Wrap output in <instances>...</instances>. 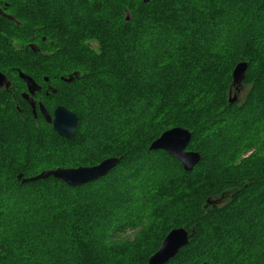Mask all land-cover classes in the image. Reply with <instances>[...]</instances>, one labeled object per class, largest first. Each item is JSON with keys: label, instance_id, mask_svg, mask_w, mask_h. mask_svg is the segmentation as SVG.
I'll return each mask as SVG.
<instances>
[{"label": "trees", "instance_id": "1", "mask_svg": "<svg viewBox=\"0 0 264 264\" xmlns=\"http://www.w3.org/2000/svg\"><path fill=\"white\" fill-rule=\"evenodd\" d=\"M7 1L0 70L17 90L0 89V264L146 263L177 227L189 242L166 264H264V0ZM32 36L54 51L15 47ZM240 61L250 87L230 102ZM14 69L47 89L34 98L49 113L77 114L74 138L33 116ZM176 126L201 155L191 170L148 148ZM107 157L118 163L81 185L22 182Z\"/></svg>", "mask_w": 264, "mask_h": 264}, {"label": "water", "instance_id": "2", "mask_svg": "<svg viewBox=\"0 0 264 264\" xmlns=\"http://www.w3.org/2000/svg\"><path fill=\"white\" fill-rule=\"evenodd\" d=\"M148 2L149 0H142ZM128 19V18H127ZM248 69V63L240 61L236 63L232 70V85L235 91L239 90V84L244 80ZM18 76L25 82L28 91L22 92V97L28 100L29 94L40 89V86L36 81L26 73L19 70ZM5 75L0 71V86L4 84ZM64 81H72L73 75L63 78ZM47 78H45V81ZM7 87L9 84H6ZM237 93H234L230 102H234L237 99ZM33 116H36V104L30 102ZM40 114L45 121L51 124L52 129L61 137L65 139H72L75 137L76 128L78 123V116L76 113L70 111L63 105H57L51 113L48 112L42 102L38 103ZM191 131L184 127H172L164 130L156 139H154L149 149L156 150L161 149L168 154L175 157L180 161L185 170H191L201 158V155L197 151L188 150V144L191 140ZM118 163L117 157H107L99 163L92 166H78L73 167H57L54 169L42 170L40 173L22 178V182H29L38 179H45L49 176L62 180L68 185L76 186L83 183L95 180L105 175L110 169H112ZM21 175H18L20 178ZM189 232L184 227H177L171 229L162 240L159 248L152 253L146 263L140 264H166L171 258H173L180 248L187 245L189 242Z\"/></svg>", "mask_w": 264, "mask_h": 264}, {"label": "flooded vegetation", "instance_id": "3", "mask_svg": "<svg viewBox=\"0 0 264 264\" xmlns=\"http://www.w3.org/2000/svg\"><path fill=\"white\" fill-rule=\"evenodd\" d=\"M2 4V0H0V16L5 17L8 20H13L12 18V14L7 10V6H8V1L4 0L3 1V5ZM41 41L43 42L42 45L40 43H38L36 40H34V36H32L30 38V40L26 43V45L24 46V49L26 50H31L33 52H41L42 50L45 51L49 45H52V41H47L45 39L44 36L41 37ZM45 43H47L45 45ZM1 71V70H0ZM16 76L24 83L25 89H23L21 92H27V86L25 84V82L18 76L19 70L18 69H14ZM4 75H5V79H4V84L2 86H0V89H7V90H17V85H16V80L13 79V74L9 73V72H4L1 71ZM28 75V74H27ZM36 81V80H35ZM36 83L40 86V89L36 92L40 93H44L46 94L47 89H45L39 82L36 81ZM6 84H9L8 87ZM36 92H34V94H29V98L28 100H26L25 98H22L30 105V102H34L36 104V112H39V108H38V103L41 102L39 100H35L34 95L36 94ZM49 112V111H48ZM40 113V112H39ZM37 114V113H36ZM37 116V115H36ZM34 116V117H36Z\"/></svg>", "mask_w": 264, "mask_h": 264}, {"label": "rangeland", "instance_id": "4", "mask_svg": "<svg viewBox=\"0 0 264 264\" xmlns=\"http://www.w3.org/2000/svg\"><path fill=\"white\" fill-rule=\"evenodd\" d=\"M26 42L25 43H21V42L14 41L13 43L15 44V47L18 50H21V49H24V46L26 45ZM89 44L94 49H97V43L95 41H90ZM45 51L47 52V54H48V52L50 54L51 52L54 51V49L53 48H49V49L47 48ZM7 69H10V68H7ZM249 87H250V84L249 83H247L245 85H242V83H240L239 84V90L238 91H235L234 90V86L231 83V86H230L229 91H228L229 98H231L233 96V94L236 92L237 93L236 94L237 95V99L235 101L241 102L244 99V97L246 96V94H247V92L249 90ZM216 110L218 111V108H216ZM187 149L188 150H192V149H189V148H187ZM253 152H254V148L244 150V153L243 154H240V156L238 158V161H241L243 159H246V158L250 157L251 155H253ZM225 200L226 199H224L223 202L222 203H219L218 205L223 204L225 202ZM134 232L135 231L132 230V229H130V230L127 231L126 235L129 236V239H131L133 237Z\"/></svg>", "mask_w": 264, "mask_h": 264}]
</instances>
